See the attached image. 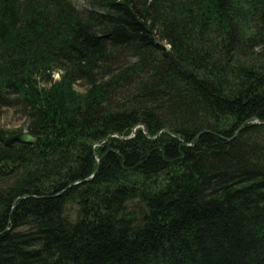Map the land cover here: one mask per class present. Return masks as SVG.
I'll return each mask as SVG.
<instances>
[{
	"label": "trees",
	"instance_id": "16d2710c",
	"mask_svg": "<svg viewBox=\"0 0 264 264\" xmlns=\"http://www.w3.org/2000/svg\"><path fill=\"white\" fill-rule=\"evenodd\" d=\"M85 1L0 0V264H264V0Z\"/></svg>",
	"mask_w": 264,
	"mask_h": 264
},
{
	"label": "rangeland",
	"instance_id": "374dc122",
	"mask_svg": "<svg viewBox=\"0 0 264 264\" xmlns=\"http://www.w3.org/2000/svg\"><path fill=\"white\" fill-rule=\"evenodd\" d=\"M71 3L78 9L86 7L85 0H70ZM53 79H59V73L55 72ZM75 89L83 93L86 89L84 84L79 83L75 86ZM11 97V96H10ZM29 122L23 113L21 106L16 103L10 106H2L0 109V129L4 131H10L13 136L19 133H28ZM12 137V136H11ZM10 138V137H9Z\"/></svg>",
	"mask_w": 264,
	"mask_h": 264
},
{
	"label": "water",
	"instance_id": "95a60500",
	"mask_svg": "<svg viewBox=\"0 0 264 264\" xmlns=\"http://www.w3.org/2000/svg\"><path fill=\"white\" fill-rule=\"evenodd\" d=\"M250 121H256V120L252 119ZM262 123H264V121ZM37 140H38L37 136H33L30 133H25L24 132V133H19V134H16V135L8 138L7 141H6V145H9V144H11L13 142H18V143H21V144L34 145V144L37 143Z\"/></svg>",
	"mask_w": 264,
	"mask_h": 264
}]
</instances>
